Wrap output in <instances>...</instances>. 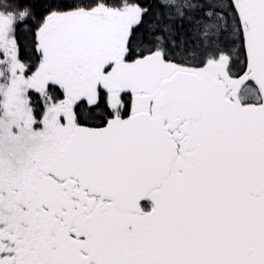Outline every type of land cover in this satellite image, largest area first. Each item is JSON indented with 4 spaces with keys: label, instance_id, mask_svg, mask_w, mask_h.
<instances>
[{
    "label": "snow or ice",
    "instance_id": "6c2138e0",
    "mask_svg": "<svg viewBox=\"0 0 264 264\" xmlns=\"http://www.w3.org/2000/svg\"><path fill=\"white\" fill-rule=\"evenodd\" d=\"M0 264H264V0H0Z\"/></svg>",
    "mask_w": 264,
    "mask_h": 264
}]
</instances>
